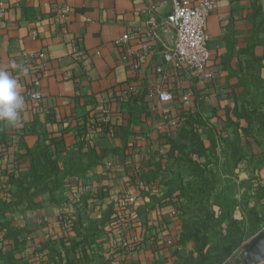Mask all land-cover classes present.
<instances>
[{
  "label": "crops",
  "instance_id": "obj_1",
  "mask_svg": "<svg viewBox=\"0 0 264 264\" xmlns=\"http://www.w3.org/2000/svg\"><path fill=\"white\" fill-rule=\"evenodd\" d=\"M213 1L214 74L163 82L172 32L143 29L149 7L165 17L172 0H0V69L25 97L20 122L0 123V264H184L188 224L264 228V0Z\"/></svg>",
  "mask_w": 264,
  "mask_h": 264
},
{
  "label": "built area",
  "instance_id": "obj_2",
  "mask_svg": "<svg viewBox=\"0 0 264 264\" xmlns=\"http://www.w3.org/2000/svg\"><path fill=\"white\" fill-rule=\"evenodd\" d=\"M214 8L213 0H172V11L165 17L158 16L155 6L149 7L150 14L144 24V33L148 38L159 37L161 27L171 31L174 35V44L164 51L165 64L158 67L162 73L163 82L167 81L171 70L183 74H203L210 77L214 73L207 70V64L211 58L212 51L208 46V35L206 24L211 11ZM56 13L65 16L71 11L69 6H57ZM140 30L135 33L138 34ZM132 34L126 33L116 40V44L124 50V45ZM148 48L147 43L142 44V52ZM129 52V48L127 49ZM139 56L144 57L143 53ZM139 64H136L138 67ZM40 79H35L30 96L39 99L42 93L39 89ZM157 96L162 101L174 100V92L169 89H160ZM188 94L184 96L187 101ZM140 169L138 174L141 175ZM136 201L132 194L125 195L120 200V205L127 208Z\"/></svg>",
  "mask_w": 264,
  "mask_h": 264
},
{
  "label": "trees",
  "instance_id": "obj_3",
  "mask_svg": "<svg viewBox=\"0 0 264 264\" xmlns=\"http://www.w3.org/2000/svg\"><path fill=\"white\" fill-rule=\"evenodd\" d=\"M196 143H198L197 149L201 150L202 142L197 140ZM254 217L255 223L259 224L261 221L259 216L254 215ZM221 223V221H202L194 222L192 225L188 224L189 231L187 234L181 236L180 241L185 243L188 240H194L196 242V250L191 252L184 264L219 263L232 255L233 250L239 247L246 237V232L241 229L237 222L229 220L227 223V233L222 236V238L226 237V240L222 242L220 241L221 239L213 238V232L216 227L222 226ZM3 226L4 224L0 222V229ZM4 258L6 260L9 259L7 255Z\"/></svg>",
  "mask_w": 264,
  "mask_h": 264
},
{
  "label": "clouds",
  "instance_id": "obj_4",
  "mask_svg": "<svg viewBox=\"0 0 264 264\" xmlns=\"http://www.w3.org/2000/svg\"><path fill=\"white\" fill-rule=\"evenodd\" d=\"M14 69L27 72L22 64H13ZM25 107L21 86L8 70L0 69V123L15 126L20 122Z\"/></svg>",
  "mask_w": 264,
  "mask_h": 264
},
{
  "label": "water",
  "instance_id": "obj_5",
  "mask_svg": "<svg viewBox=\"0 0 264 264\" xmlns=\"http://www.w3.org/2000/svg\"><path fill=\"white\" fill-rule=\"evenodd\" d=\"M227 264H264V228L246 241Z\"/></svg>",
  "mask_w": 264,
  "mask_h": 264
},
{
  "label": "rangeland",
  "instance_id": "obj_6",
  "mask_svg": "<svg viewBox=\"0 0 264 264\" xmlns=\"http://www.w3.org/2000/svg\"><path fill=\"white\" fill-rule=\"evenodd\" d=\"M259 177V176H258ZM241 181L243 182V181H245V182H247V181H250V180H244V179H241ZM259 181V180H258ZM257 182V181H256ZM247 187H250L249 185H246ZM246 187V193H245V196H244V198H245V200H247V197L249 196L248 194V188ZM229 194V193H228ZM226 196H227V193H226ZM252 196V195H251ZM256 198H257V206H258V210L260 211V212H263L264 213V186L263 185H257V190H256ZM254 199H252L251 201H253ZM238 224V223H237ZM240 227H241V225L240 224H238ZM224 229L223 230H221L220 232L222 233V234H218L219 236L217 237V236H215V234L213 235V238H215V239H221L220 241H222V242H224L225 240H226V237H223L222 238V236L223 235H225L226 233H227V230H225V228H227V223H225V226H222ZM251 235V234H250ZM253 236H247V237H245V239H246V241H248L250 238H252Z\"/></svg>",
  "mask_w": 264,
  "mask_h": 264
}]
</instances>
